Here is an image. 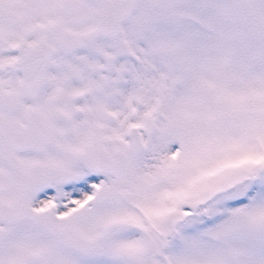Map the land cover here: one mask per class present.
<instances>
[{"label":"snow or ice","instance_id":"1","mask_svg":"<svg viewBox=\"0 0 264 264\" xmlns=\"http://www.w3.org/2000/svg\"><path fill=\"white\" fill-rule=\"evenodd\" d=\"M0 264H264V0H0Z\"/></svg>","mask_w":264,"mask_h":264}]
</instances>
